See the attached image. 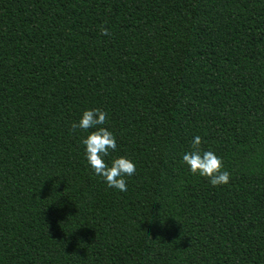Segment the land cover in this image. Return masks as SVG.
<instances>
[{"label": "trees", "instance_id": "trees-1", "mask_svg": "<svg viewBox=\"0 0 264 264\" xmlns=\"http://www.w3.org/2000/svg\"><path fill=\"white\" fill-rule=\"evenodd\" d=\"M195 135L229 184L188 172ZM0 264H264V0H0Z\"/></svg>", "mask_w": 264, "mask_h": 264}, {"label": "clouds", "instance_id": "clouds-1", "mask_svg": "<svg viewBox=\"0 0 264 264\" xmlns=\"http://www.w3.org/2000/svg\"><path fill=\"white\" fill-rule=\"evenodd\" d=\"M101 33L108 35L107 29ZM107 113L100 108H90L82 111L77 122H73L72 129H79L86 133L81 143L84 146V157L93 171L108 188L120 192L127 191L126 177L136 172V166L127 156H113L106 160L110 153L117 150L116 137L108 128L104 127ZM91 130V131H90ZM202 139L199 135L192 137L190 149L182 154V163L192 175L207 178L213 186L229 184L230 173L223 169V160L214 151H202Z\"/></svg>", "mask_w": 264, "mask_h": 264}]
</instances>
